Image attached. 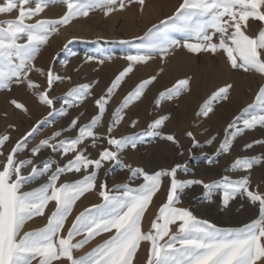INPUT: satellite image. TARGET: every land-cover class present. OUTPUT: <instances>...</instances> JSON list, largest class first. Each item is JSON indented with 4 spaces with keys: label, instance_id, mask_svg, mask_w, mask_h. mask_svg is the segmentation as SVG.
<instances>
[{
    "label": "snow or ice",
    "instance_id": "snow-or-ice-1",
    "mask_svg": "<svg viewBox=\"0 0 264 264\" xmlns=\"http://www.w3.org/2000/svg\"><path fill=\"white\" fill-rule=\"evenodd\" d=\"M33 2L35 7L30 6ZM50 2L52 0H6L0 4V14L18 13L15 19L0 21V91H10L13 84H26L34 90L40 103L52 109L48 116L54 117L66 115L68 106L84 101L91 94L92 85L80 84L62 97H51L52 85L61 77L51 67L46 72L35 67L34 60L41 46L47 44L50 35L58 31L59 26H67L74 19L87 17L95 10H102L108 16L114 11L124 10L134 0H62L67 10L59 19L27 22L39 16ZM139 3L143 5L144 0H139ZM250 20L261 25L256 36L246 34ZM172 32L181 33V38L174 37ZM138 39L142 41L143 51L126 56L128 66L116 75L106 92L95 99L98 111L90 122L80 125V116H77L67 128L55 131L52 136L27 149L28 140L49 122L46 117L16 141L5 160L0 162L3 164L0 169V264H53L62 259L68 264H134L142 242L149 245L145 264H264V195L250 190V175L236 180L224 176L218 181L205 183L199 179H177V172L182 169L180 164L148 173L143 168L124 165L120 161L121 152L128 148L136 149L146 137L159 136L179 147L175 135H164L160 131L167 116L153 120L146 130L139 133L122 137L112 135L123 121L125 109L143 96L156 76L141 81L127 93L111 114L106 136L94 131L102 122L109 100L123 79L133 71V66L147 63L154 54L164 60L177 48L194 54L209 52L215 55L221 52L233 70L255 71L264 78V0H181L172 15L158 25L153 24ZM71 42L68 41L69 44ZM32 72L46 77V88L30 78ZM64 79L71 80V77ZM189 79H181L161 92L156 106L160 105L162 99H172L187 89ZM231 87V84H227L215 91L201 105L197 116L207 117L213 111L215 102L227 99ZM57 99L63 104L59 111L55 108ZM255 99V104L249 105L228 124L217 154L228 153L235 139L246 130L264 127V85L260 86ZM10 103L27 114L24 103L16 99ZM136 124L137 121L133 120L130 126L134 128ZM9 127L14 128L13 125ZM71 131L77 134L61 139L64 133ZM186 135L192 139L193 147L199 146L191 131ZM215 139L212 136L205 143L211 145ZM104 140L107 147L103 146ZM98 141L101 144L97 156L91 158L88 148H96ZM8 143H11L10 135L0 134V156L5 155L3 149ZM255 143L264 141H253L244 148H251ZM26 149L31 157L18 159L17 154ZM46 149L54 155L39 164L33 163V158ZM55 155L66 162H58L54 159ZM107 162L127 168L131 180L142 178L143 183L135 188L129 184L116 185L113 190L107 189L106 181L97 184L99 172ZM258 162L254 157H237L229 170L250 171ZM29 165L32 166L31 172L24 176L22 169ZM182 170L186 172V166ZM81 172L84 175L76 181L58 183L64 174ZM45 175L47 182L38 188L22 190ZM164 178L170 181L166 202L159 207L149 230L144 231L142 218ZM193 185L204 188L206 199L214 190H220L225 207L237 196H246L253 204L258 202V218L239 228H220L208 220L197 218L189 209L177 207L184 190ZM96 190L103 203L92 205L76 215L66 235H61L75 203L85 193ZM50 202L55 203V209L48 216L46 225L21 234L25 223L44 215ZM171 226H175L176 231L173 232ZM113 229L114 234L103 243L83 256H74L75 250L83 248L103 233H111ZM77 236L83 238L74 243Z\"/></svg>",
    "mask_w": 264,
    "mask_h": 264
},
{
    "label": "rangeland",
    "instance_id": "rangeland-1",
    "mask_svg": "<svg viewBox=\"0 0 264 264\" xmlns=\"http://www.w3.org/2000/svg\"><path fill=\"white\" fill-rule=\"evenodd\" d=\"M150 2L151 0H144V4L141 5L139 3V0H134V2L128 6L130 10L132 11V14L134 15V21H136L135 23L139 25V30L141 29L138 32L136 38L134 37L132 39L131 38L125 39V38H122L121 35H118L119 38L114 39V40L111 39V41L109 40H103V42L102 41H99V42L91 41L90 43H86V45L84 44L83 41H79L76 38H72L70 39L72 41L70 44L68 42L67 44H65L67 45V47H65V45H62L61 48H59L58 50H55L49 43L50 39L54 36V33H52L49 37L47 44L41 46V49L37 57L34 60L35 67L42 68L45 70V72L48 70V68L51 67L54 69L55 74L61 77V80L55 81L54 84L52 85L50 96L55 97V98L62 97L66 95V93L72 87L78 86L84 83L91 84L92 85L91 92H93L94 85L92 84L91 79L93 78L95 74L100 73L101 68L105 64L111 62L113 53L118 52L119 54L124 55L126 52V54L129 55L131 51L135 52V54H137L138 52H142L143 51L141 48L142 41L138 38L143 37L147 29L150 28L154 23L158 25L161 20L172 15V13L174 12L175 8L179 5L181 0H177L175 6L172 8V10H170V13L168 15L162 14L160 7L155 6V9H156L155 10L152 5V2L151 3ZM32 4H34L35 6L34 2ZM62 6L66 8V4H64L62 0H52V2L49 3V6L47 8H58ZM151 7H153L152 8L153 13H155L157 20L153 22L152 24L147 25V27L144 28L143 23H142V18H143L142 14L144 11H146L148 8H151ZM65 8H64L65 10L64 12H66L67 10ZM101 13H102V10H95V11L90 12V14L87 17H82L79 19L82 22H89L97 18L98 15H100ZM15 18L6 17L4 19L8 20V19H15ZM38 19H47V18L39 17ZM99 19H100L99 23L96 25L98 30L102 28V23L106 21V19L103 17ZM2 20L3 19H0V21ZM250 21L255 22L256 24H259V22L252 21V20ZM27 22L33 23V21H27ZM121 23H122V19L118 18L117 24H121ZM171 34L176 38H181V33L179 32H172ZM78 48H81L82 51H84L79 57L81 61L80 59H77L76 62H73L72 64H70L69 60L76 59L77 56H79V52L77 50ZM70 50L73 51L72 54L68 53ZM205 53L206 52H201L199 54H196V57L199 60L200 64H202L204 61L202 59L204 57H202L201 55ZM207 53L210 54L213 59L216 58V54L215 56H213V54L209 52ZM43 55L44 57H46L47 61L42 62L41 58ZM89 57H91L92 59H88ZM223 57L224 59H226V56L224 54H223ZM167 60H168L167 58L164 61L162 59L160 60V56L154 54L152 58L148 61H153L156 65L162 66L164 63L167 62ZM68 64H70L71 67ZM135 67H136V64L133 66V69ZM231 71H232L233 76L237 74V77L235 78L236 81H237V78L239 79L242 76L243 77L251 76L253 77L252 79L253 85L254 84L255 85L253 86L252 84H244V85H247L248 87L241 85L240 86L241 88L239 87L240 89L238 88V85H236L239 91H238V94L234 96L241 97V98L240 97L237 98L238 99L237 101L236 98L233 97V92H232V89L234 91V89H237V88H235V86L232 85V82H231L232 88L229 89L227 99H222V100L215 102L213 104V111L207 117L197 116V112L199 111L201 105L204 103V101L209 99V97H211V95L215 91H217L220 87H223L230 83L227 82L226 84V82H221L219 83V86L216 85L217 87L214 86L213 89L212 88L207 89L206 90L207 92H205L204 94L200 92V89H197L199 93L196 91L198 93V94L196 93L197 95L195 98L196 108L190 116L180 114L179 109L177 108L176 104L174 102H168L169 99H162L160 105L156 106L155 102L159 98V94L171 88L173 85L177 83V81H175L172 84V86H170L169 88L159 91L155 94V96L151 97L149 100L150 104H148L146 108H140V107L137 109L133 108L136 102L140 101L143 96L140 99L134 101L132 104H130L129 107L125 109L124 119L119 124L121 126L120 127L119 125L117 126V128L112 133L113 136L122 137L126 135H131L133 133H139L141 131L146 130L148 124L151 123L153 120L158 119L161 116H167L168 119L164 122V125L161 127L160 131L164 135H167V134L175 135L176 139L179 141V147L176 144L170 141H167L166 139H163L159 136L146 137L142 143H139L137 145L136 149L133 150L131 148H128L119 154V159L122 162V164L131 165L134 168L135 167L143 168L148 173H153L160 169H170L176 164H180L182 166V169L184 166H186L187 171L185 172L182 169L178 170L177 179L179 180L199 179V180H203L205 183H212L213 181H218L222 179L224 176H228L230 179L236 180L245 175H250V190L254 192H258L261 195H264V143H255L253 144V147L251 148H248V149L244 148L246 144L253 143V141H264V127L257 126L256 128L252 130H246L241 135L245 136L246 134H248L247 140H244V142H242V139L244 138V136L239 135L233 142V145L228 153L217 154V150L219 148L220 143L222 142L224 138L225 129L227 128L228 124L231 123L235 118L240 116V114L245 109H248L249 105H253L256 103L255 98L258 93V90L261 85H264V78H262L261 76H257V73L255 71L244 72L243 70H239V69L233 70L232 68H231ZM118 74L119 72L115 73V77ZM254 76L255 77L257 76V77L255 78ZM65 77H71V80L64 79ZM127 77L128 75L123 79L121 86L119 88H121L125 84V80ZM258 77L259 79H257ZM30 78L36 83H38L39 85H41L43 88L47 87L46 77L41 76L39 73L32 72L30 74ZM20 85L13 84L11 89H16L17 87L22 88L23 91L26 90L25 92H27L33 100L36 99V95H34V90L29 89L26 86V84H22L21 86ZM10 91H0V96L8 95ZM185 91L186 90H183L180 94L183 95ZM92 94L94 97L92 96ZM126 95H127V92L124 95V97ZM99 96L101 95L99 94L98 96L97 95L95 96L93 92L84 101H82L78 105L68 106L66 109L67 111L66 115L49 117L48 113L52 109L46 107L47 108L46 113L41 115L39 119H37L36 121L28 120L29 123L31 124L28 131H30L34 125H36L39 121L45 119L46 117L48 118L49 122L47 124L42 125L39 131L34 135V137L28 140L27 149H31L32 147L39 144L41 140L52 136V134L55 131H59V130L67 128V126L70 124V121L73 118H76L78 116V115L75 116L76 112L83 113V115L86 114V118L84 121L79 120L80 125L90 122L92 116L97 114L98 110H97L96 105H94L95 104L94 100L99 98ZM6 100L9 105H12L10 103L11 98L8 97L6 98ZM91 101H93L92 108L87 111V109H85L84 106L82 105L85 103L87 104V102L90 103ZM121 102L122 101H120L119 104ZM113 103H114L113 101L109 100L108 105H107V110L101 122V124L102 123L105 124L104 125V128L106 127L104 129L105 132L104 130L99 131L98 126L96 128L97 130L94 129V131L100 135H103V136L107 135V127L111 120V114L116 109V107L119 106L118 103L117 104L116 103L113 104ZM168 104L169 105L171 104V105L169 106ZM61 107H63L62 101L57 99L55 102L56 110L59 111ZM214 111L216 114L214 113ZM249 111H252V110L249 109ZM178 113H179V116H178ZM215 115L219 117L220 122L222 121L221 123L224 125L223 126L224 128H222V126L220 125H215L213 126L214 128L211 125H209L211 119ZM133 120L137 121V124L134 128L130 126ZM169 121L172 123L170 124ZM240 126L241 127L243 126L242 123L240 124ZM118 128L119 129L122 128L120 131L121 135H120V132H116ZM189 131H191L195 139L199 141L198 147H193L192 139H190L186 135V133ZM68 133H70L69 136H75L77 134L76 131L66 132L61 136V139H63L64 136H67ZM212 136L216 137L215 141L211 145L206 144L205 142L209 140ZM240 138H241V141H240ZM19 139L15 140L11 138V143H8L4 147V149H9V148L11 149L13 145L15 144V142L18 141ZM54 142L55 141H53V143ZM88 143L90 144V141H88ZM102 143L104 147L108 146L106 140H104ZM100 144H101V141H98L96 148H92V147L88 148V153H90L91 158H95L97 156V152L99 151ZM27 149L21 153H18L17 158L18 159L30 158L31 153ZM53 155L54 154H52L50 150L48 149L43 150L38 157L33 158V163L38 164V161H43L44 159L50 156H53ZM237 157H250V158L254 157V158H257L259 162L255 164L250 171L229 170L231 164L235 161ZM69 158H71L70 154H69ZM54 159L60 163L66 162L62 160L60 156L58 155H55ZM31 167L32 166L29 165L23 168L22 174L24 176H27L31 172ZM83 175H84L83 172L67 173V174L62 175L60 180L63 182H72V181H76L82 178ZM36 181L37 182L40 181V184L38 185V187L41 186L42 184L47 182V175L40 177ZM105 181L107 183L108 190H113L116 185L129 184L131 187L135 188L141 183H143L142 178H138L134 181L131 180L129 170L127 168L121 167L120 165H117L115 162H107L101 168L99 175H98L97 184H100ZM169 183H170L169 179L164 178L160 190L153 196V199L148 206L150 208H152L153 206V208L151 209V215H150V217L152 216L151 217L152 219L149 218V228H150V222L158 214L159 207L163 203L166 202ZM96 192H97V200L95 201L96 203L93 201L92 202L90 201V204H89V201H85V205H84L85 207L78 208V209L77 208L75 209V207H73V211L66 221L68 222V227L71 226V223L75 219L76 215H78L84 209L89 208L92 205L102 204L103 200L102 198H99L100 196L98 194V190H96ZM195 193H200L199 197H201V199L199 201L202 204H204L206 208H211L212 212H214L215 217L213 216V218H209L208 220L206 217H203V216L199 217L193 212L192 199L190 197H192V195ZM49 204L54 205L55 203L50 202ZM177 207L187 208L197 218L201 220H208L211 223L215 224L217 227L239 228L258 218L259 205H258V202H256V204H253L252 202H250L246 196L245 197L237 196L236 198L232 199L229 202V204L225 207L222 205V192L220 190H214L210 198L206 199L204 188L201 185H193L184 190V192L182 193L180 197V203L177 205ZM54 209H55V205L53 206V211ZM68 227L65 230V235L67 233ZM171 228L173 232L176 231L175 226H171ZM114 232L115 230L113 229L111 233H103L100 236H97L95 239L87 243L83 248L79 250H75L73 253L74 256L78 258L80 256L85 255L86 253L90 252L94 247L103 243V241L108 239L109 236L114 234ZM82 238L83 236H78L74 239L73 242L75 243ZM165 239H167V237H165ZM162 242L163 241H161V243ZM148 248H149V245L147 244V249L144 251L145 261H146L147 254H148ZM64 261L67 262L66 260Z\"/></svg>",
    "mask_w": 264,
    "mask_h": 264
},
{
    "label": "bare ground",
    "instance_id": "bare-ground-1",
    "mask_svg": "<svg viewBox=\"0 0 264 264\" xmlns=\"http://www.w3.org/2000/svg\"><path fill=\"white\" fill-rule=\"evenodd\" d=\"M5 2H6V0H1L0 4H3ZM151 2H152L154 9H155V6L160 7L162 14L168 15L170 13V10H172V8L175 6L177 0H151ZM30 6L35 7L34 4H32ZM153 7L148 8L142 14L143 15L142 23H143L144 28L147 27V25H150L157 20L155 13H153V9H152ZM64 8L65 7H63V6L58 7V8H45V10L41 14H39V16H37V17H35L29 21L34 22L39 17H44V18L53 19V20L59 19L65 13ZM16 15H17L16 11H13L10 14H0V19L5 20L4 18H6V17H10V18L14 17L15 18ZM102 17L105 18L106 21L102 23V28L100 30H98L96 25L99 23V20H100L99 18H102ZM118 18L122 19L121 24H117ZM135 22L136 21H134V15L132 14V11L130 10V8L128 6L124 10L114 11L113 13H111L108 16H105L103 11H102V13L100 15H98L97 18H95L89 22H82L79 18H77V19H74L67 26H59L58 31L54 32V36L50 39L49 43L53 47V49L58 50L59 48H61L62 45L67 44V42L72 38H76L79 41H83L85 45H86V43H90L91 41H94V42L95 41L96 42H99V41L103 42V40L111 41V39L114 40V39L119 38L118 35H121V37L125 38V39L126 38L132 39L134 37L136 38L138 32L141 30V29L139 30V25H137ZM249 25H250V27L245 29L246 34H248L249 36H256L260 30V27H261L260 23L256 24L255 22L249 21ZM77 50L79 52V56H77L76 59L69 60L70 64H72L73 62H76L77 59H80L79 58L80 55L82 54V52H84V51H82L81 48H78ZM72 52L73 51L70 50L68 53L72 54ZM206 53L201 55L202 57H204V58H202L204 60L202 64H200L199 60L196 57V54L190 53L184 48H177L173 53L168 55L167 62L164 63L162 66L156 65L153 62L155 60L147 61V63L136 64V67L133 69V71L128 74V77L125 80V84L121 88H119L115 91V93H114V95L110 101H113L114 103L119 104V102L123 100L126 92L128 93V92L132 91L134 89V87L137 84H139L141 81L146 80L151 76H156V80L153 83H151L149 85V87H147L145 89V92L143 94L142 99L140 101H137L135 106L133 105L134 109H137L139 107L140 108H146L148 106V104H150L149 103L150 98L155 96V94L157 92L169 88L170 86H172V84L175 81L190 78L188 88L185 89L186 91L183 93V95L179 94L178 96L168 100V102H174L176 104L177 108L179 109L180 114L190 116L196 108L195 98H196V95L199 93L197 89H200V92L202 94H204L205 92H207L206 91L207 89H210V88L213 89L214 86H216V85L219 86V83H221V82H226V84H227V82L230 84L232 82V85H234L235 88H237L236 85H238V88L244 84H252L253 85V81H252L253 77H251V76H248V77L242 76L239 79L237 78V81H236L235 78L237 77V74L235 76L232 75L231 67L228 64L227 59H224L223 54L221 52H218L216 54V58H214V59L211 57L210 54H208V53L206 54ZM134 54H135V52H133V51H131L129 53V55H134ZM70 56H72V55H70ZM126 56H128L126 54V52L124 55L119 54L118 52L113 53L111 62L105 64L101 68L100 73L95 74L97 76H95V75L93 76V78L91 79V82L94 85L93 92H94L95 96L96 95L98 96L99 94L103 95L106 92L107 87L110 86L111 82L114 80L115 73L122 71L125 67L128 66L129 62L126 60ZM213 56H215V55H213ZM41 60H42V62L47 61L46 57H44V55L42 56ZM160 60H161V58H160ZM80 61H81V59H80ZM67 62H68V60H67ZM70 64H68V65L70 66ZM160 65H161V63H160ZM98 70H99V68H98ZM257 76H260V75L257 73ZM257 79H259V77ZM254 82H255V80H254ZM244 86L246 87L247 85H244ZM249 87H250V85H249ZM238 88L234 89V91L232 89L233 97H235L234 95L238 94V91L241 87L239 89ZM11 90L12 91H10L8 95H1L0 96V134L8 133L11 138L17 140V139L21 138L22 136H24L25 133H27V131L29 130L31 124L29 123L28 120L36 121L37 119H39V117L41 115L46 113L47 108L45 105H43L42 103H40L38 101L37 96H36V99L33 100L31 98V96L27 92H25L26 90L23 91L22 88H18V87L16 89H11ZM241 90H243V89H241ZM93 92H91V93H93ZM243 95H241V96H243ZM92 96H93V94H92ZM8 97L11 98V100L16 99L17 101L24 103L28 109L27 114H25L21 110L16 109L14 107V105H9L7 103V100H6V98H8ZM239 97L240 96L235 97L237 101H238L237 98H239ZM91 102L90 103L87 102V104L86 103L83 104L84 103L83 102L82 106H84V108L87 109V111H88L92 108L93 101H91ZM237 103H239V102H237ZM79 108H80V106H79ZM179 113H178V116H179ZM214 113H215V111H214ZM76 115L80 116V118H81L80 121L81 120L84 121L86 118V114L81 116V113L76 112L75 116ZM221 122H220L219 117L217 115H215L211 119L209 125H211L212 127L215 125H220V126H222V128H224L223 127L224 125ZM171 123L172 122H170V124ZM9 125H13L14 128H10ZM104 125L105 124H103V123L101 125H99L98 130L103 131L106 128V127L104 128ZM120 126L121 125H119V127ZM137 126H139V125H137ZM121 129L122 128H120V129L118 128L116 130V132H120ZM95 130H97V129H95ZM104 132H105V130H104ZM69 134L70 133H68L67 136H69ZM249 134H250V132H249ZM120 135H121V132H120ZM241 136H244V135H241ZM247 137H248V134H246L244 136V138L242 139V142H244V140H247ZM241 138H240V141H241ZM10 150H11L10 148L9 149H3V152L5 153V155L0 156V162H3L5 160L6 154ZM70 156H71V154H70ZM40 162H42V161H38V164ZM2 167H3V164L0 163V169H2ZM61 182H63V181H61V180L58 181V183H61ZM39 184H40V181H38V182L36 181L33 184L31 183L29 185H26L22 190L27 191V190L36 189V188H38ZM199 195H200V193H195L192 195V197H190L192 199L193 212L196 215H198L199 217L203 216L209 220V218H213L214 212H212L211 208H206L204 206V204H202L199 201L201 199V197H199ZM99 198H101V197H99ZM96 200H97V192L96 191H90V192L85 193L75 203L74 207H75V209L76 208L77 209L82 208V207H85L84 206L85 201H89V204H90V201L95 202ZM54 205L49 204L45 209L44 215L36 216L33 219L27 221L24 225V228L22 229L21 234H23V232H25V231H34V230H38V229L44 227L47 223L48 216L53 211ZM152 208H153V206H152ZM152 208L148 207V209L145 211L144 217L142 218V228L144 231L149 230V218L152 217V216L150 217ZM153 211H152V213H153ZM67 227H68V222H66L65 227L61 232V235H65V230ZM146 249H147V243L142 242V244H141V246L137 252V255L135 256L134 264H144L145 263L144 251ZM53 264H67V262H65L62 259L61 261H54Z\"/></svg>",
    "mask_w": 264,
    "mask_h": 264
}]
</instances>
